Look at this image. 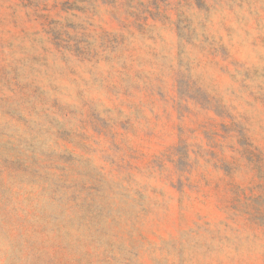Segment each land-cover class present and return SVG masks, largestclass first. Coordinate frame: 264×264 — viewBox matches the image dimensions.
Segmentation results:
<instances>
[{"label": "rangeland", "instance_id": "rangeland-1", "mask_svg": "<svg viewBox=\"0 0 264 264\" xmlns=\"http://www.w3.org/2000/svg\"><path fill=\"white\" fill-rule=\"evenodd\" d=\"M0 264H264V0H0Z\"/></svg>", "mask_w": 264, "mask_h": 264}]
</instances>
